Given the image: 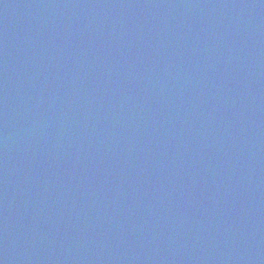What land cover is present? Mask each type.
Wrapping results in <instances>:
<instances>
[{"label":"water","instance_id":"obj_1","mask_svg":"<svg viewBox=\"0 0 264 264\" xmlns=\"http://www.w3.org/2000/svg\"><path fill=\"white\" fill-rule=\"evenodd\" d=\"M0 264H264V0H0Z\"/></svg>","mask_w":264,"mask_h":264}]
</instances>
